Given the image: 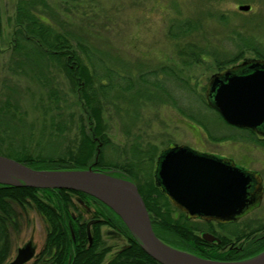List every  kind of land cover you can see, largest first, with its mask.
<instances>
[{"label":"trees","instance_id":"1","mask_svg":"<svg viewBox=\"0 0 264 264\" xmlns=\"http://www.w3.org/2000/svg\"><path fill=\"white\" fill-rule=\"evenodd\" d=\"M79 2L81 0L63 1L64 12H68L64 17L56 9V3L54 6L50 0L19 1L9 70L12 75L26 77L31 84L44 90V95L37 104L43 112L44 124L48 122L49 112L55 110L57 114L51 117L50 128L44 127L38 135L37 121L29 123L27 113L19 110L20 103H14L7 93L1 95L0 148L7 145V150L0 149V155L34 169L84 170L93 167L95 170L112 172L116 176L132 180L144 199L156 235L167 244L171 243L173 247L199 258L237 262L262 253L264 221H258L255 226H247L244 231L224 236L218 234L213 224L200 221H195L199 224H194L187 220L184 213L174 208L156 186L154 173L152 174L159 152L155 146L140 152L138 142H132L123 152L114 147V154L122 153L121 157L123 154L127 156L125 152L131 149L144 157V161L139 163L128 159L124 164L115 163L114 160L106 162V151L114 145L107 135L110 108L120 112L118 104L121 99L127 104L129 101L130 105L141 104L138 102L140 99L151 101L152 97L154 100L164 96L176 100L164 87L163 81L167 79L177 81L189 92H194V88L188 80H184L179 73L184 69H178V66H160L133 78L127 71L124 73L113 64L108 65L87 39L85 27L76 26L79 24L71 18L75 15V10L79 13L82 6ZM76 27L79 29L76 30ZM174 27V31L170 32L174 39L190 33L194 28L190 22L184 25L178 23ZM185 49L179 51L180 57L185 58L184 67L193 66L209 55L214 57L217 71L238 64L244 56L242 52L231 56L228 53L218 54L216 51L210 53L206 47L199 53L189 54ZM256 57L264 59V53L257 51ZM151 88L159 94L156 96L153 91L148 90ZM72 95L75 99H72ZM72 100H75L77 108L70 110L74 106H71ZM203 102L212 110L204 98ZM128 110L126 113L129 115ZM180 110L184 116L187 114L185 110ZM218 116L223 120L219 114ZM228 127L237 130L232 126ZM64 131L69 132L68 138L63 137ZM131 131L126 135L130 136ZM243 133L257 141L249 131ZM234 135L231 133L222 138L232 139ZM59 138H62V142H59ZM60 146H64L62 151L56 150ZM98 148L100 154L96 163ZM93 207L96 209L95 218L102 221L92 227L89 235L84 217L88 213L87 209ZM29 211L42 217L47 232L45 245L36 264H160L146 253L123 220L101 201L77 191L1 184L0 264H6L10 259L12 235L21 231L22 218ZM103 226L118 231L127 240V245L109 260L107 257L112 252V247L103 238ZM202 231L217 235L222 239V244L206 242L198 234ZM231 237L235 238L234 245ZM239 243L241 245L236 247ZM224 249L227 250L222 251Z\"/></svg>","mask_w":264,"mask_h":264},{"label":"rangeland","instance_id":"2","mask_svg":"<svg viewBox=\"0 0 264 264\" xmlns=\"http://www.w3.org/2000/svg\"><path fill=\"white\" fill-rule=\"evenodd\" d=\"M19 1L0 0V97L7 93L14 103L19 102V110L27 113L29 123L37 121L36 134L39 135L44 127L50 128L51 117H55L57 111L49 112L48 122L44 124L43 112L37 106L44 90L31 84L26 77L12 75L9 70ZM50 1L54 6L56 3V9L62 16L68 15V12H64L63 3L68 0ZM79 4L82 5L79 13L75 10V15L71 18L79 24L76 26L85 27L84 34L87 39L108 65L113 64L124 73L127 71L133 78L160 66H178V69H184L183 72L178 70L184 80H188L194 88V92H189L177 81L164 80L161 76V80L165 82L164 87L176 100L165 96L155 100L147 97L151 101L139 98L138 102L141 104L130 105L129 101L127 104L121 99L118 104L121 107L120 112L110 108L107 135L114 145L106 151V162L114 160L115 163L124 164L129 159L140 163L144 161V157H140L138 152L145 148L155 146L159 154L171 144H177L231 158L240 167L260 171L264 177V142L255 141L250 135L229 128L224 119L219 118V113L210 110L203 102V98L207 102L209 81L218 72L214 57L207 55L205 60L184 67L185 58L179 55V51L184 48L190 54L199 53L206 47L210 53L216 51L218 54L228 53L230 56L242 52L244 56L241 61L257 58V51L264 53V0H81ZM241 5H250L251 10L242 12L239 10ZM187 22L194 27L190 33L180 38H172L170 32L174 31V26ZM148 90L154 92L152 88ZM154 93L157 96L158 92ZM73 98L75 99L74 95ZM74 101H71L73 104L70 102L71 106L74 105L70 110L77 108ZM180 109L187 114L184 116ZM129 130L132 131L127 136ZM68 133L64 131L63 137L68 138ZM231 133L235 134L234 138H222ZM73 134L74 132L71 136ZM62 138H59V142H62ZM132 142L140 144L138 152L134 153L130 149L125 152L127 156L123 154L122 157V153H113L114 147L123 152ZM62 148L60 146L56 150L62 151ZM0 149L7 150V145ZM143 170L145 172L144 168ZM75 202L78 204L76 199ZM87 212L84 218L88 222L95 218L96 209L89 208ZM22 219L21 231L12 235V254L6 264L14 260L18 248L31 240L36 245L37 257L27 264H36L45 245L47 232L42 217L29 211ZM187 220L199 224L195 222L197 219ZM258 221H264V200L258 210L242 218L237 226H230L226 230L214 227L218 234L229 235L244 231L247 226H255ZM204 232L198 234L202 237ZM102 234L107 245L112 247L108 260L127 245L126 238L108 226L102 227ZM231 238L234 245L235 238ZM169 245L173 246L171 243ZM240 245L239 243L236 247Z\"/></svg>","mask_w":264,"mask_h":264},{"label":"water","instance_id":"3","mask_svg":"<svg viewBox=\"0 0 264 264\" xmlns=\"http://www.w3.org/2000/svg\"><path fill=\"white\" fill-rule=\"evenodd\" d=\"M239 10L248 12L251 6L241 5ZM206 100L228 125L264 136V60L247 59L240 66L214 74L207 86ZM99 154L98 148L96 163ZM154 178L156 186L188 219L237 223L258 208L263 199L258 174L187 145L171 144L161 151ZM0 184L89 195L112 209L146 253L160 264H264V251L246 260L221 262L202 259L167 244L156 235L136 183L112 172L93 167L34 169L0 155ZM202 238L209 243L220 242L210 233H203ZM35 256L36 248L30 242L18 250L10 264H26Z\"/></svg>","mask_w":264,"mask_h":264},{"label":"flooded vegetation","instance_id":"4","mask_svg":"<svg viewBox=\"0 0 264 264\" xmlns=\"http://www.w3.org/2000/svg\"><path fill=\"white\" fill-rule=\"evenodd\" d=\"M251 59H256V60H260V58H251ZM247 59H244V60H242V61H240L238 64H236V65H234V66H231V67H229V68H233V67H235V66H240L242 63H244L245 61H246ZM218 73V72H217ZM234 128H236L237 129V131H249V133H251V134H253L255 137H256V139L257 140H259V141H263L264 142V136L263 135H260L259 133H257V132H255V131H253V130H251V129H241V128H237V127H234ZM199 152H201V153H204V154H210V155H214V156H216V157H218V158H220V159H223V160H226V161H228L230 164H235L236 165V167H238V168H240V169H243V170H245V171H250V172H253V173H256V174H258L261 178H262V185H263V191H264V177H263V175H262V173L260 172V171H252V170H249V169H245V168H243V167H240L233 159H231V158H228V157H224V156H220V155H217V154H214V153H211V152H204V151H199ZM263 200H264V192H263V199H262V202H261V205L258 207V208H256L254 211H256V210H258L261 206H262V204H263ZM172 204V203H171ZM89 209H87V211H88ZM254 211H252L251 212V214L254 212ZM185 214V213H184ZM185 216H186V214H185ZM187 217V216H186ZM96 220H98L99 222H101L102 220L101 219H97V218H94V219H92L91 221H88L87 222V231H88V234L90 235L91 234V230H92V227L95 225V224H97V223H91V222H93V221H96ZM195 221H200V222H203V223H207V224H213L214 226H217L218 228H220V229H224V230H226L227 228H229L230 226H233L234 225V223H226V224H223V223H220V222H216V221H205V220H201V219H197V220H195ZM91 224V225H90ZM90 225V226H89ZM204 233H210V232H207V231H205ZM210 234H213V233H210ZM232 234V233H231ZM203 235V234H202ZM215 237H217L219 240H220V242H215V243H210V244H217V245H221L222 244V239H220L217 235H215V234H213ZM230 235V234H229ZM224 236H227V235H224ZM73 238H75L74 237V234H73ZM33 240H31V241H29L28 243H32V245L36 248V245H34L33 244V242H32ZM27 243V244H28ZM209 243V242H208ZM27 244H25L24 246H26ZM23 246V247H24ZM22 248V247H21ZM20 248H18L17 249V252H16V255H17V253H18V250H19ZM231 249H233V246H231ZM37 252V251H36ZM35 257H37V254H36V256ZM16 258V257H15ZM14 258V259H15ZM11 263V262H10ZM9 263V264H10ZM27 264V263H26Z\"/></svg>","mask_w":264,"mask_h":264}]
</instances>
